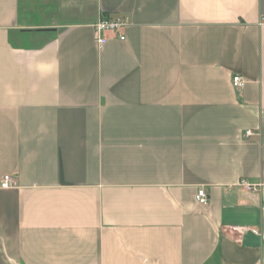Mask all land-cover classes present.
<instances>
[{
    "label": "crops",
    "instance_id": "obj_1",
    "mask_svg": "<svg viewBox=\"0 0 264 264\" xmlns=\"http://www.w3.org/2000/svg\"><path fill=\"white\" fill-rule=\"evenodd\" d=\"M6 175L0 264H264V0H0Z\"/></svg>",
    "mask_w": 264,
    "mask_h": 264
},
{
    "label": "built area",
    "instance_id": "obj_2",
    "mask_svg": "<svg viewBox=\"0 0 264 264\" xmlns=\"http://www.w3.org/2000/svg\"><path fill=\"white\" fill-rule=\"evenodd\" d=\"M126 19L123 16L117 15H104L98 18V20L93 24V32H94V41L102 46L108 41L107 34L109 33H117L119 40L123 41L124 37L119 34V32L126 27ZM232 87L236 90H240L244 86V80L239 75H233L231 78ZM245 137H250L253 135V132L248 130L245 132ZM239 186L242 187L245 192L250 194H255L258 191L259 185H253L248 181L242 180L239 183ZM12 187V177L9 175L3 176L0 182V188L9 189ZM196 200L200 205H206L208 203V194L204 189H200L197 191ZM234 231L242 230L246 232H251L253 234H257V230L252 227H233Z\"/></svg>",
    "mask_w": 264,
    "mask_h": 264
},
{
    "label": "rangeland",
    "instance_id": "obj_3",
    "mask_svg": "<svg viewBox=\"0 0 264 264\" xmlns=\"http://www.w3.org/2000/svg\"><path fill=\"white\" fill-rule=\"evenodd\" d=\"M38 12L36 10H29L25 13V23L29 25H33L34 28H36L33 32L36 34H32L31 40L28 38L25 39L24 46H38L41 45L43 42H45L48 39H51L53 37V33L45 25H48L51 23V19L43 18L38 16ZM45 19V20H44ZM41 25V26H39ZM40 32V33H37ZM34 36V37H33ZM21 42V41H20Z\"/></svg>",
    "mask_w": 264,
    "mask_h": 264
},
{
    "label": "trees",
    "instance_id": "obj_4",
    "mask_svg": "<svg viewBox=\"0 0 264 264\" xmlns=\"http://www.w3.org/2000/svg\"><path fill=\"white\" fill-rule=\"evenodd\" d=\"M26 39V38H25ZM25 39H24V42H25ZM26 46V45H25Z\"/></svg>",
    "mask_w": 264,
    "mask_h": 264
}]
</instances>
